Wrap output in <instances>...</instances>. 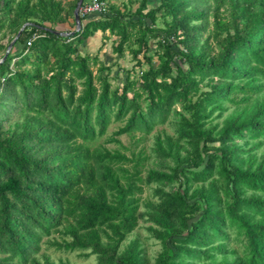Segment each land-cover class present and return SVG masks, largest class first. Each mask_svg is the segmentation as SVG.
I'll return each instance as SVG.
<instances>
[{
  "label": "trees",
  "instance_id": "trees-1",
  "mask_svg": "<svg viewBox=\"0 0 264 264\" xmlns=\"http://www.w3.org/2000/svg\"><path fill=\"white\" fill-rule=\"evenodd\" d=\"M77 1L0 0V264H264V0Z\"/></svg>",
  "mask_w": 264,
  "mask_h": 264
},
{
  "label": "rangeland",
  "instance_id": "rangeland-1",
  "mask_svg": "<svg viewBox=\"0 0 264 264\" xmlns=\"http://www.w3.org/2000/svg\"><path fill=\"white\" fill-rule=\"evenodd\" d=\"M112 2L115 3H121L122 2H126L127 0H110ZM57 28L59 30H63V29H69V26L67 24H63V25H58ZM97 33H100V31H98ZM112 37H110L109 39L107 38V40L105 41L103 38L100 39V37H96V38H90L87 39V42H89V46L87 48V50L90 52H99V54L101 55L102 53L106 52L110 58H113L114 54L112 52V48H111V42H113V40L111 39ZM104 40V41H103ZM5 42V40H3ZM104 43V44H103ZM103 45V46H102ZM99 49V51H98ZM103 55V54H102ZM109 58V60H110ZM130 55H128L126 53V55H124L123 58H120L118 60L119 63H121L123 65V67H130L131 65H133V61H130ZM97 65L92 66L93 69H96ZM116 70V67L112 68V71L114 72ZM120 75H122V72H120ZM221 119V118H220ZM115 126L112 125L109 128V131H112ZM160 128H166L167 130H169V127L167 124H162V125H157L155 126V128L151 131L150 135L148 136V138L146 140L143 141H136V137L140 134L138 131L133 132V135L135 134V136H131L129 134H122L121 136H119V139L121 140L122 144L125 145L127 147V150L125 151L128 155L130 154V151L138 152L140 150H143L145 153L149 154V146L152 144L153 142V134ZM102 141L103 138H100L99 141ZM109 146H111L112 144H107ZM149 160H147L145 163L148 164ZM147 166V165H146ZM145 174V172L142 173V175ZM144 191L142 193L143 197H146L149 194L148 188L147 186L145 188H143ZM141 223V221H140ZM136 234H139V236L141 237V239H145V231L143 230V227L140 226L135 230ZM133 237V234L130 235L128 237V239L126 240V242H128V240L130 238ZM46 239V237H42V244H41V249L39 250L38 254L46 252L53 260H55V262L57 264H61L63 262H69V264H97L96 259L93 255H90L89 257H82L79 256L78 252L76 251H72V252H67L63 249H56L53 247H48L46 243H43L44 240ZM145 247L147 249L148 255L152 256L156 253V251L159 248L158 244H155L152 240H145ZM233 244V243H232Z\"/></svg>",
  "mask_w": 264,
  "mask_h": 264
},
{
  "label": "built area",
  "instance_id": "built-area-1",
  "mask_svg": "<svg viewBox=\"0 0 264 264\" xmlns=\"http://www.w3.org/2000/svg\"><path fill=\"white\" fill-rule=\"evenodd\" d=\"M107 9L106 3L103 0H84L79 7V15L84 17L90 13H105ZM36 37V35H32L27 40V45L29 46L31 41Z\"/></svg>",
  "mask_w": 264,
  "mask_h": 264
},
{
  "label": "water",
  "instance_id": "water-1",
  "mask_svg": "<svg viewBox=\"0 0 264 264\" xmlns=\"http://www.w3.org/2000/svg\"><path fill=\"white\" fill-rule=\"evenodd\" d=\"M82 2H83V0H78V1H77L76 7H75L74 12H73V14H74V20H75V22H76V30H79L80 27H81V20H80V15H79L78 10H79V7H80V5L82 4ZM27 24H28V23H25V24L22 25V27H21L20 30L18 31L16 37L12 40L11 43H9V45H8L7 48H6L5 54H4L3 57L0 59V62L6 58L8 52H9L11 46H12V43H13L14 40L20 35L22 29H23ZM53 32H55V33H61L62 35H68V34H71V33H72V32H58L57 30H53Z\"/></svg>",
  "mask_w": 264,
  "mask_h": 264
},
{
  "label": "crops",
  "instance_id": "crops-1",
  "mask_svg": "<svg viewBox=\"0 0 264 264\" xmlns=\"http://www.w3.org/2000/svg\"><path fill=\"white\" fill-rule=\"evenodd\" d=\"M98 31H100V30H98ZM98 31H96L91 37H89L88 39H90V38H96V37H100V39H102V36H103V33L100 31V33H97ZM104 41V40H103ZM88 46H89V42H87V48H88ZM86 47H85V49H87ZM98 51H99V49H98ZM91 52V51H90ZM91 53H96V52H91ZM102 54H106V52H104V53H102ZM101 54V55H102ZM114 56H115V54H114ZM113 56V57H114Z\"/></svg>",
  "mask_w": 264,
  "mask_h": 264
},
{
  "label": "bare ground",
  "instance_id": "bare-ground-1",
  "mask_svg": "<svg viewBox=\"0 0 264 264\" xmlns=\"http://www.w3.org/2000/svg\"><path fill=\"white\" fill-rule=\"evenodd\" d=\"M84 1V0H83Z\"/></svg>",
  "mask_w": 264,
  "mask_h": 264
}]
</instances>
